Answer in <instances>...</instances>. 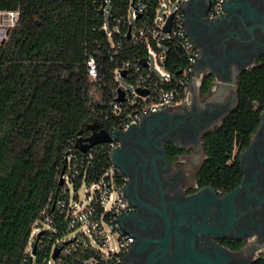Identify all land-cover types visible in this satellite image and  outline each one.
Instances as JSON below:
<instances>
[{"label": "flooded vegetation", "instance_id": "obj_1", "mask_svg": "<svg viewBox=\"0 0 264 264\" xmlns=\"http://www.w3.org/2000/svg\"><path fill=\"white\" fill-rule=\"evenodd\" d=\"M211 7L185 6L199 52L190 103L118 131L128 202L120 228L130 240L119 264H264V104L247 145L234 150L240 180L215 187L204 177L206 137L237 109L240 77L264 61V0H228L216 19Z\"/></svg>", "mask_w": 264, "mask_h": 264}, {"label": "trees", "instance_id": "obj_2", "mask_svg": "<svg viewBox=\"0 0 264 264\" xmlns=\"http://www.w3.org/2000/svg\"><path fill=\"white\" fill-rule=\"evenodd\" d=\"M95 8L94 0H0V10L21 11L0 46V264L23 262L33 225L44 226L49 199L65 194L59 178L67 170V149L76 151L78 133L98 117L90 106L89 57H96L102 88L109 91L116 63L109 60L110 42ZM129 45L126 59L137 56ZM178 59L168 65L172 72L186 62ZM263 104L264 61L240 77L237 109L206 137V184L240 180L234 150L247 145ZM99 165H108V158ZM80 187L74 183L75 194Z\"/></svg>", "mask_w": 264, "mask_h": 264}, {"label": "built area", "instance_id": "obj_3", "mask_svg": "<svg viewBox=\"0 0 264 264\" xmlns=\"http://www.w3.org/2000/svg\"><path fill=\"white\" fill-rule=\"evenodd\" d=\"M190 1L183 0L174 12L159 15V10L166 7L163 0H104L105 5L102 0H94L95 10L103 17L100 31L105 32L110 42L109 60L116 66L106 92L102 88L96 57L91 56L86 62L87 78L92 84L90 106L98 115L90 126L107 131L113 140L95 145L87 152L76 147V140L77 152L67 149V170L59 178L65 183V194L49 199L41 213L45 227L33 232L37 234V252L34 248L28 250L21 264L120 263L130 240L120 228V219L128 202L114 159L119 147L117 132L128 130L151 114L169 110L160 109L166 103H190L191 85L199 79L196 75L199 52L187 33L185 6ZM227 1L212 0L210 19L223 14ZM172 14L170 30L166 31ZM20 17V9L0 10V46L9 40ZM125 43L135 49L137 56L126 59ZM177 55L186 62L177 67V72H172L168 65ZM143 60L147 66L142 64ZM121 79L133 84L134 91L121 87ZM120 90L124 92V101H118ZM102 157L108 158V165H99ZM77 181L81 186L86 184L95 189L87 204L78 203V194L72 188ZM57 221H61L62 229L57 226ZM70 234H73L71 238L68 237ZM110 235L117 238L114 251L110 249ZM57 250L58 256L54 258Z\"/></svg>", "mask_w": 264, "mask_h": 264}, {"label": "rangeland", "instance_id": "obj_4", "mask_svg": "<svg viewBox=\"0 0 264 264\" xmlns=\"http://www.w3.org/2000/svg\"><path fill=\"white\" fill-rule=\"evenodd\" d=\"M163 2L166 4V7H163V8H161L159 10V15H165L167 13L174 12L177 9V7L180 5V3L183 2V0H163ZM105 18L108 21L109 10L106 12ZM120 85L125 90H128L130 92L134 91L133 84H131V83H129V82L123 80V79L120 80ZM179 106H181V104L178 103V102H169V103H166L164 106H162L160 109L161 110L162 109H170V108H176V107H179ZM94 191H95L94 188H90L86 184H83L77 190L78 200H79L78 203L79 204H83V203L87 204L90 201V199H92ZM72 194H73V191H72ZM88 197H89V200H88ZM43 227H45V226H43ZM37 228H39V229L42 228V226L38 225V222H36L33 225V230H35ZM73 234L68 235V237L71 238L73 236ZM36 236H37V234L35 232L32 235V237L30 238L29 244H28L29 250H32L33 245L35 244L36 239H37ZM116 248H117V238L115 236H113V235H110V249L114 251V250H116Z\"/></svg>", "mask_w": 264, "mask_h": 264}, {"label": "water", "instance_id": "obj_5", "mask_svg": "<svg viewBox=\"0 0 264 264\" xmlns=\"http://www.w3.org/2000/svg\"><path fill=\"white\" fill-rule=\"evenodd\" d=\"M102 1L104 2V0H102ZM194 1L195 0H191L190 2H188L186 4V7L189 3L194 2ZM104 5H105V2H104ZM173 16H174V14H172L170 19H169L168 25L165 28L166 31L170 30L171 22L173 20ZM103 33H105V32H103ZM142 64L144 66H147V62L145 60L142 61ZM178 73H181V71ZM122 75L125 77L126 73L123 72ZM196 75L198 78L199 77L198 72L196 73ZM218 82L221 83L222 85L226 86V87H232V85H233L232 83H230L228 81H218ZM197 84H198V80H195L193 82V84L191 85V87H194ZM138 91L140 93H142L143 95H147V92L140 91V90H138ZM118 101H124V92L122 90H120V98L118 99ZM86 131H89L92 134L89 137H84L85 131L84 130L80 131L78 133V139H77V143H76V147L79 148L82 152H87L91 147H93L95 145L111 142L113 140L107 131H105V130L98 131V126H89ZM117 136H118V132H117ZM57 256H58V250L55 252L54 258H56Z\"/></svg>", "mask_w": 264, "mask_h": 264}]
</instances>
